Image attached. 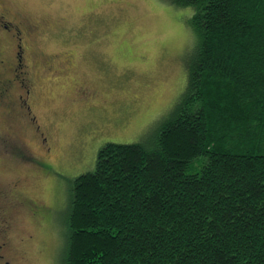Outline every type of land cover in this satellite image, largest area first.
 <instances>
[{
	"label": "trees",
	"instance_id": "16d2710c",
	"mask_svg": "<svg viewBox=\"0 0 264 264\" xmlns=\"http://www.w3.org/2000/svg\"><path fill=\"white\" fill-rule=\"evenodd\" d=\"M194 9L185 94L73 181L63 264H264V0Z\"/></svg>",
	"mask_w": 264,
	"mask_h": 264
},
{
	"label": "rangeland",
	"instance_id": "374dc122",
	"mask_svg": "<svg viewBox=\"0 0 264 264\" xmlns=\"http://www.w3.org/2000/svg\"><path fill=\"white\" fill-rule=\"evenodd\" d=\"M1 2L42 26L34 43L33 113L52 151L32 127L2 116L0 132L11 124L19 143L54 166L47 174L23 167L13 174L0 166V188L18 180V190L48 211L42 223L26 207L15 213L11 250L24 254L22 264H63L75 178L95 169L107 143H151L181 102L198 43L190 21L194 9L171 0ZM45 59H56L55 68L66 61L69 70L47 76ZM76 84L95 95L93 102H75Z\"/></svg>",
	"mask_w": 264,
	"mask_h": 264
},
{
	"label": "flooded vegetation",
	"instance_id": "af4514ba",
	"mask_svg": "<svg viewBox=\"0 0 264 264\" xmlns=\"http://www.w3.org/2000/svg\"><path fill=\"white\" fill-rule=\"evenodd\" d=\"M12 12L0 0V117L16 125L20 123L21 126L32 127L49 154L52 151V141L50 137L45 136L33 113V106L37 100L35 98L37 87L34 82V67L37 59L34 54V43L43 32L42 26L38 21L30 20L18 12H13L18 15H12ZM64 58L70 63L69 56ZM45 60L43 72L47 76L49 74L52 76L53 72L58 71L66 74L69 70L66 61L58 62V68H55L53 62H56V59L53 62ZM73 90L77 97L74 98L75 102H93L95 99V95L93 93L90 95L86 88L77 89V84ZM1 130L3 133L0 132L1 167L10 170L13 174H16L20 167L36 172L43 171L46 174L48 168L54 167L52 163L34 153L31 148L19 143L15 138L16 129L11 124ZM18 186L19 181L16 180L12 185L10 183L7 187L0 188V264H22L24 259L23 253L11 250L10 234L16 212L26 207L36 221L42 223L47 218L46 207L26 197L18 190ZM14 194L16 197L13 196Z\"/></svg>",
	"mask_w": 264,
	"mask_h": 264
}]
</instances>
